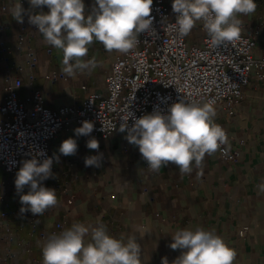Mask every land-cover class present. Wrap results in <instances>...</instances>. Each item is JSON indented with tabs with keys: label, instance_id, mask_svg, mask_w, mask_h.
<instances>
[{
	"label": "crops",
	"instance_id": "1",
	"mask_svg": "<svg viewBox=\"0 0 264 264\" xmlns=\"http://www.w3.org/2000/svg\"><path fill=\"white\" fill-rule=\"evenodd\" d=\"M3 2H7L8 10L0 13V36L12 47L7 54L14 61L10 65L12 73L23 78L20 99L30 94V81L51 108L105 92V76L118 52L109 53L94 41L84 59L95 57L98 67L68 77L62 72V52L46 44L36 27L27 23L26 32L35 52L33 65L28 68L23 52L14 48L16 36L25 32L9 10L17 0H0V6ZM255 2L254 13L238 18L248 30L256 31L254 54L258 56L264 53V0ZM84 3L88 13L95 0ZM42 10L48 12L47 7ZM3 65L0 58V99L4 95ZM18 65L25 69L17 70ZM53 72L64 74L66 80L49 81L44 77ZM215 110V122L226 131L230 151L237 154L233 159L221 157L218 151L206 154L199 168L184 175L171 163L158 173L150 171L138 146L130 144L125 134L114 132L98 139L97 151L86 146L90 134L76 136L72 128L61 130L49 144L50 153L59 156V161H53V177L42 182V186L57 191L58 204L43 216L37 215L41 226L50 227L55 220H63L66 229L77 222L95 226L100 218L114 238L124 237L125 242L130 236L136 238L142 264H161L164 257L171 264L181 254V250L169 247L171 236L178 229L199 226L215 230L236 251L234 264H264V191L258 188L264 182V80L257 79L253 70L234 113L228 114L223 104ZM69 137L76 140L78 149L75 155L64 156L59 147ZM99 154H103L100 167L85 166V157ZM16 173L8 175L0 169V184L15 182ZM28 191L27 186L17 193L14 187L8 196L11 206H17L18 196ZM20 223L19 217L11 218L13 229ZM243 226L248 231L240 236L238 231ZM28 228L23 222L19 236L27 238ZM85 239L89 240L90 234ZM30 255L38 259L42 256L41 245L34 239ZM24 260L25 253L19 250L16 258L0 259V264H22ZM36 264H42V260Z\"/></svg>",
	"mask_w": 264,
	"mask_h": 264
},
{
	"label": "clouds",
	"instance_id": "2",
	"mask_svg": "<svg viewBox=\"0 0 264 264\" xmlns=\"http://www.w3.org/2000/svg\"><path fill=\"white\" fill-rule=\"evenodd\" d=\"M29 4V9H25L17 0L10 6L11 16L21 24L27 16L28 23L42 34L44 42L62 52V72L68 77L98 67L95 57L84 59L94 41L100 42L109 53L128 54L139 45L141 33L156 34L152 28L153 0H95L88 13L84 0H29ZM43 6L48 12L42 10ZM171 7L176 14L171 27L180 37L188 36L197 22H202L211 43L219 48L240 38L242 21L238 17L254 13L257 4L255 0H172ZM214 103L181 98L168 108L167 114L154 109L140 118L128 111L119 131L127 132V141L138 146L150 171L158 173L171 163L181 175L191 174L194 167L202 165L206 154H215L227 143L226 131L215 122ZM129 119L133 120L131 127ZM81 123L74 129L76 136L92 133L93 122ZM86 146L99 150L95 138L89 139ZM77 149L76 140L69 137L61 143L59 153L72 156ZM102 155L85 157V166L100 167ZM54 159L58 162L59 156L54 154L42 162L36 158L22 162L15 187L17 193H22L25 186L29 191L20 195L21 214L30 211L34 216H43L57 206V191L42 186L44 180L53 177ZM258 188L264 191V182ZM171 237L169 247L181 250L171 264H234L236 259V251L215 230L199 226L194 230L183 228ZM41 252L42 264H142L141 246L136 238L130 236L126 242L124 237L114 238L100 218L95 226L77 222L59 234H51L41 243ZM161 264H169L168 259L162 258Z\"/></svg>",
	"mask_w": 264,
	"mask_h": 264
},
{
	"label": "built area",
	"instance_id": "3",
	"mask_svg": "<svg viewBox=\"0 0 264 264\" xmlns=\"http://www.w3.org/2000/svg\"><path fill=\"white\" fill-rule=\"evenodd\" d=\"M20 3L28 9V0H20ZM171 5L172 0H153L151 16L154 17L155 36L141 33L137 48L114 57L105 76L103 94L91 93L73 104L56 108L45 104L43 93L33 88L31 81L30 94L19 98L23 78L12 73L10 65L14 61L7 57L12 47L0 36V58L5 68L4 95L0 99V169L12 175L25 160L36 158L42 162L53 157L49 151L51 140L63 129L82 126L81 122L85 120L93 122L90 137L98 140L114 132L127 135L119 128L127 120L128 111L136 118L150 114L154 109L167 114L168 108L181 98L201 103L213 100L214 107L223 104L225 111L232 115L249 84L251 72L254 70L255 77L264 80V53L254 54L256 31L241 25L240 38L219 48L211 43L202 22H197L192 29L193 39L190 34L180 37L171 27L176 20ZM7 10L8 4L3 2L0 13ZM27 23L25 16L22 23L25 32L16 36L14 48L23 52L30 68L35 52L26 32ZM22 69H25L22 65L17 66V70ZM44 77L49 81L66 80L64 74L55 72ZM81 88L86 89L84 85ZM132 124L133 120L129 119L128 126ZM218 153L227 159H233L237 154L230 151L227 144L222 145ZM14 187L15 182L0 184V259H14L20 250L25 253L22 264H36L42 256L38 259L30 255L33 239L41 245L51 234L65 230V223L55 220L50 227H43L37 215L30 211L21 214L20 197L17 206L12 207L8 200ZM16 217L21 223L13 229L11 218ZM23 222L29 225L27 238L19 236ZM247 231L248 227L243 226L238 234L242 236Z\"/></svg>",
	"mask_w": 264,
	"mask_h": 264
},
{
	"label": "rangeland",
	"instance_id": "4",
	"mask_svg": "<svg viewBox=\"0 0 264 264\" xmlns=\"http://www.w3.org/2000/svg\"><path fill=\"white\" fill-rule=\"evenodd\" d=\"M190 37L193 39V31L190 32Z\"/></svg>",
	"mask_w": 264,
	"mask_h": 264
}]
</instances>
